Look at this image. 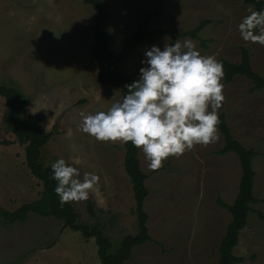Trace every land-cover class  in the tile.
<instances>
[{
  "label": "rangeland",
  "instance_id": "1",
  "mask_svg": "<svg viewBox=\"0 0 264 264\" xmlns=\"http://www.w3.org/2000/svg\"><path fill=\"white\" fill-rule=\"evenodd\" d=\"M108 14L109 44L118 55L127 39L148 16L150 28L175 33L193 30L211 20L201 33L203 55L232 63L241 60L240 47L249 50L252 67L264 77V48L241 40L237 25L252 9L233 0H102ZM94 10L84 0H0V86L13 87L30 99L25 117L38 121L51 134L42 149V163L59 158L79 161L84 172L100 176L97 190L85 201L70 203L78 225H100L116 253L127 236L139 233L132 182L125 171L123 143H101L78 130L80 113L107 109L121 100L120 89L98 82L92 55ZM185 39H178L183 42ZM170 36L143 43L120 70L138 78L147 47L163 49ZM222 83L225 101L219 115L226 116L236 140L257 152L253 212L242 230L234 255L239 264H264V90L252 92L242 76ZM6 107L0 99V204L15 211L39 200L42 186L25 165L24 148L4 123ZM219 140L196 145L180 157H169L151 171L140 152L149 195L144 203L151 241L137 246L126 264H218L219 246L232 220L220 205H233L242 170L233 153L219 155ZM263 216V218L260 216ZM0 264H101L94 238L65 227L54 218L31 214L24 224L9 225L0 217Z\"/></svg>",
  "mask_w": 264,
  "mask_h": 264
},
{
  "label": "clouds",
  "instance_id": "2",
  "mask_svg": "<svg viewBox=\"0 0 264 264\" xmlns=\"http://www.w3.org/2000/svg\"><path fill=\"white\" fill-rule=\"evenodd\" d=\"M245 43L264 47V8L250 9L237 25ZM138 78L107 109L80 113L78 130L101 143L131 144L156 171L169 157H180L196 145L219 140V109L225 101L223 62L203 55L191 39L147 47ZM79 161L59 158L51 164L59 203L85 201L97 190L100 176L83 173Z\"/></svg>",
  "mask_w": 264,
  "mask_h": 264
},
{
  "label": "trees",
  "instance_id": "3",
  "mask_svg": "<svg viewBox=\"0 0 264 264\" xmlns=\"http://www.w3.org/2000/svg\"><path fill=\"white\" fill-rule=\"evenodd\" d=\"M233 1L242 2L244 5L250 6L252 10L264 8V0ZM84 3L94 10L93 25L90 31L93 37L92 55L98 66V82L120 89L122 98L128 91L125 85L134 81L135 76L124 74L120 68L143 43L150 42L155 37L170 36L173 39L172 43L178 39L190 38L199 41L203 47H206V41L202 40L200 35L212 23L211 20L201 21L193 30L175 33L169 29L150 28V21L157 16L156 13L146 17L134 34L125 41L121 52L114 55L109 44L108 14L103 1L84 0ZM240 52L241 60L237 63H232L224 58L218 59L223 62L224 83L232 84L236 77L242 76L252 82V92L264 90V77L254 71L249 50L240 47ZM0 99L4 101L7 110L3 121L16 139V142H2L1 144L8 146L18 143L24 148L25 165L28 167L30 175L37 179L42 186L39 200L24 204L15 211H8L0 204L2 220L9 225L24 224L31 214L41 218L57 219L62 221L65 227L81 232L85 239H95L101 264H126L135 247L151 241L147 226L149 218L144 209L149 192L146 187L147 176L141 169L140 151L130 143L124 144V166L132 182L139 233L136 236L125 237L120 249L116 253H112V242L103 235L100 225H96L92 229L78 225L79 215L76 209L70 203L64 205L59 203V197L54 192L56 181L50 178L51 167L42 163V149L47 145L51 134L47 133L38 121L26 119L25 111L30 105V99L19 90L7 86H0ZM219 118L218 128L224 146L218 151V154L222 156L230 153L235 154L240 162L242 176L239 193L233 205L229 206L220 202V205L230 212L232 220L219 246L218 264H239L244 259L236 257L234 250L238 246L240 233L246 228L248 217L253 212L252 205L259 202L254 196L256 173L253 167V161L258 154L253 149H247L234 138L224 114H220ZM260 216L263 218L261 214Z\"/></svg>",
  "mask_w": 264,
  "mask_h": 264
}]
</instances>
